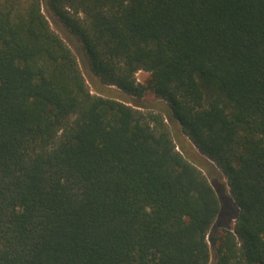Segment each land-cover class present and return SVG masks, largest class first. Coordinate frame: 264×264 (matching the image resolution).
<instances>
[{"label": "trees", "instance_id": "trees-1", "mask_svg": "<svg viewBox=\"0 0 264 264\" xmlns=\"http://www.w3.org/2000/svg\"><path fill=\"white\" fill-rule=\"evenodd\" d=\"M43 8L134 105L90 91ZM212 249L264 264V0H0V264H209Z\"/></svg>", "mask_w": 264, "mask_h": 264}, {"label": "rangeland", "instance_id": "rangeland-1", "mask_svg": "<svg viewBox=\"0 0 264 264\" xmlns=\"http://www.w3.org/2000/svg\"><path fill=\"white\" fill-rule=\"evenodd\" d=\"M43 13L47 17V19L50 22L51 28L65 41V43L69 46L71 51L75 54V56L79 59V64L81 67V70L83 72L84 78L87 82V84L90 87V91L93 94H101L119 101H123L128 103L129 105H134L135 103L132 101V99H129L125 97L122 92H119L116 88H110V87H104L101 85L98 79L94 78L88 70L85 68L82 58H83V51L81 47L76 43V41L69 37L62 28H60L53 20L52 18L47 14L46 10L43 8ZM137 81L146 84L149 79V74L143 71H140L136 74ZM143 104L145 107L150 108L151 110L158 111L166 116L167 114V107L164 102H161L160 100L156 99L154 94L151 91H148L144 98H143ZM167 125L171 131L170 134H172V137L178 144H182L184 146V155L185 157L195 166L202 169L203 174L208 177V179L212 182L213 180H217L220 183H226V180L220 179L218 176H216L215 169L211 165V163L205 159L203 156H201L198 151L194 148V146L189 142V140L182 134L179 125L171 120L167 121ZM179 150V148H178ZM226 193H227V186H226ZM233 222V220L231 221ZM233 224V223H232ZM214 253L213 249L211 251V258L209 264H214Z\"/></svg>", "mask_w": 264, "mask_h": 264}]
</instances>
